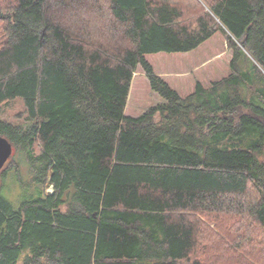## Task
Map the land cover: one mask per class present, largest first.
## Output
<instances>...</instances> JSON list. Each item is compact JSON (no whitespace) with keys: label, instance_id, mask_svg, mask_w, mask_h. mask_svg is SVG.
I'll list each match as a JSON object with an SVG mask.
<instances>
[{"label":"trees","instance_id":"obj_1","mask_svg":"<svg viewBox=\"0 0 264 264\" xmlns=\"http://www.w3.org/2000/svg\"><path fill=\"white\" fill-rule=\"evenodd\" d=\"M93 2L72 31L55 9L80 0H0V107L31 122L0 119L20 156L0 179L27 192L16 208L0 184V264H192L197 212L264 232V0ZM217 33L232 74L186 98L146 60ZM140 66L164 102L127 116Z\"/></svg>","mask_w":264,"mask_h":264},{"label":"rangeland","instance_id":"obj_2","mask_svg":"<svg viewBox=\"0 0 264 264\" xmlns=\"http://www.w3.org/2000/svg\"><path fill=\"white\" fill-rule=\"evenodd\" d=\"M93 1L80 0L79 4L72 3L70 8L59 7L55 9V14L74 31L73 29L76 28L74 21L78 22L79 18H86L95 13L92 10ZM102 27L94 34L97 35L96 39L105 43L107 21H104ZM232 58L233 51L228 48L226 36L221 33H217L212 39L190 53H159L146 56V60L153 66L155 72L183 98L194 92L197 82L205 88H210L215 82L228 78L232 74L230 67ZM252 74L254 76V73ZM163 102L164 99L151 89L142 67H138L131 84L126 115L139 117L149 108ZM0 119L20 127H27L31 124L26 114L24 100L20 97L0 107ZM19 157L17 153L13 163L10 164V160L9 164H6V169L13 168ZM21 170L23 178L27 181V168L23 166ZM0 184L3 186V196L17 208L27 194L26 187H21L14 174H8L0 179ZM239 212L238 209H233L230 213L216 212L206 215L197 212L188 216L196 220L200 216L199 219L202 220L199 228L196 225L197 248L190 259L192 264H264L263 229L254 223L253 219L240 216L242 214Z\"/></svg>","mask_w":264,"mask_h":264},{"label":"water","instance_id":"obj_3","mask_svg":"<svg viewBox=\"0 0 264 264\" xmlns=\"http://www.w3.org/2000/svg\"><path fill=\"white\" fill-rule=\"evenodd\" d=\"M14 153L12 143L5 137L0 136V173L11 159Z\"/></svg>","mask_w":264,"mask_h":264}]
</instances>
